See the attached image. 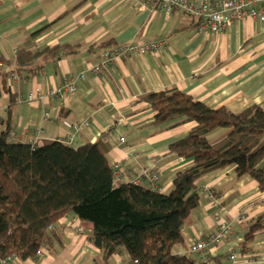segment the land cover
I'll use <instances>...</instances> for the list:
<instances>
[{
	"label": "crops",
	"instance_id": "0c3cea01",
	"mask_svg": "<svg viewBox=\"0 0 264 264\" xmlns=\"http://www.w3.org/2000/svg\"><path fill=\"white\" fill-rule=\"evenodd\" d=\"M260 8L264 10V4ZM109 40H165L168 45L157 53L118 60L97 74L93 69L99 50L90 48ZM76 43L82 45L78 54L48 62L29 78L2 62L0 118L4 128L10 123L14 142L39 146L58 140L77 149L102 140L109 162L119 170L118 183L152 187L151 175L159 174L158 184L168 194L177 173L191 165L171 155L170 145L186 136L194 123L154 124L155 112L141 99L146 94L177 88L212 108L235 113L252 105L264 108L262 21L245 19L211 34L198 32L196 19L180 10L151 11L131 0H0V58L12 63L20 50ZM70 83L74 92L49 96ZM197 185L199 208L173 252L197 255L198 261L227 256L222 264H264V230L255 237L250 254L239 250L245 223L264 214V192L258 183L249 176L238 178L236 168L228 166L203 176ZM224 224L232 227L228 241L204 255L188 252ZM57 225L64 228L63 247L9 264H105L101 251L89 241L92 224L68 214ZM122 262L131 264L125 248L107 264Z\"/></svg>",
	"mask_w": 264,
	"mask_h": 264
},
{
	"label": "trees",
	"instance_id": "16d2710c",
	"mask_svg": "<svg viewBox=\"0 0 264 264\" xmlns=\"http://www.w3.org/2000/svg\"><path fill=\"white\" fill-rule=\"evenodd\" d=\"M117 45L109 40L90 49L100 53ZM81 48L76 43L20 50L14 62L0 60L29 78L48 62L78 54ZM141 99L155 112L156 125L194 123L170 145L171 155L191 165L177 173L168 194L136 183L115 185L102 140L77 149L58 140L39 146L14 142L9 121L4 128L0 118V261L35 260L40 249L63 247L64 228L57 224L74 214L92 224L89 241L105 264L123 248L137 264H222L227 256L198 261L173 250L183 242L182 231L199 208L197 182L203 176L234 166L238 178H253L264 192V108L252 105L240 113L212 108L177 88ZM263 230L264 214L245 223L242 254L252 252Z\"/></svg>",
	"mask_w": 264,
	"mask_h": 264
},
{
	"label": "built area",
	"instance_id": "2783aa9c",
	"mask_svg": "<svg viewBox=\"0 0 264 264\" xmlns=\"http://www.w3.org/2000/svg\"><path fill=\"white\" fill-rule=\"evenodd\" d=\"M140 8L147 10L160 11L170 14L175 10L187 14L196 19L197 30L200 33L220 34L233 27L237 22L245 19H255L264 22V10L260 8L264 4V0H131ZM168 42L165 40L151 42H127L118 44L114 48L107 49L97 56V65L93 71L100 74L104 69L114 64L118 60L144 56L149 53H157L165 49ZM2 62L0 60V66ZM13 79H16L13 78ZM74 83L67 84L62 88L55 89L49 92L50 97H59L67 92H74ZM30 100L34 99V95H30ZM45 118H48L46 113ZM122 143L125 139H121ZM120 177L119 170L115 167V181L118 184ZM159 174H152L151 180L155 183L151 189L160 193L164 192L162 185L158 184ZM242 220V219H241ZM232 232L230 224H224L219 232L210 234L202 238L196 243H193L188 252L190 254H207L208 251L218 246L225 241H228ZM46 252L45 249L38 251V257ZM234 257L232 256V259ZM16 258H8L1 260L0 264H9ZM121 264H127L122 262ZM131 264H137L131 260Z\"/></svg>",
	"mask_w": 264,
	"mask_h": 264
},
{
	"label": "rangeland",
	"instance_id": "374dc122",
	"mask_svg": "<svg viewBox=\"0 0 264 264\" xmlns=\"http://www.w3.org/2000/svg\"><path fill=\"white\" fill-rule=\"evenodd\" d=\"M102 52H103V51H102ZM100 53H101V52H100ZM100 53H99V54H100ZM0 67H1V66H0ZM13 78H14V77H13ZM193 258H194V259L197 258V255H195Z\"/></svg>",
	"mask_w": 264,
	"mask_h": 264
},
{
	"label": "bare ground",
	"instance_id": "6f19581e",
	"mask_svg": "<svg viewBox=\"0 0 264 264\" xmlns=\"http://www.w3.org/2000/svg\"><path fill=\"white\" fill-rule=\"evenodd\" d=\"M114 170H115V168H114ZM164 193V192H163Z\"/></svg>",
	"mask_w": 264,
	"mask_h": 264
}]
</instances>
